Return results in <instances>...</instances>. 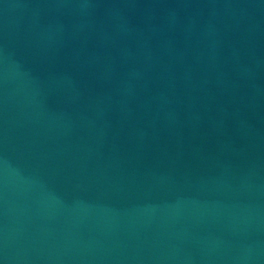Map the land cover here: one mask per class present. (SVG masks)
Listing matches in <instances>:
<instances>
[{
  "label": "water",
  "instance_id": "1",
  "mask_svg": "<svg viewBox=\"0 0 264 264\" xmlns=\"http://www.w3.org/2000/svg\"><path fill=\"white\" fill-rule=\"evenodd\" d=\"M0 264H264V0H0Z\"/></svg>",
  "mask_w": 264,
  "mask_h": 264
}]
</instances>
